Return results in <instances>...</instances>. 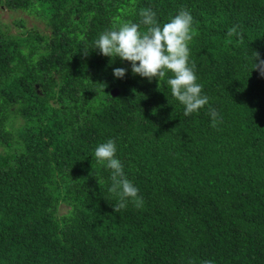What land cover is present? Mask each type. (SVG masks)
Wrapping results in <instances>:
<instances>
[{"label":"trees","instance_id":"obj_1","mask_svg":"<svg viewBox=\"0 0 264 264\" xmlns=\"http://www.w3.org/2000/svg\"><path fill=\"white\" fill-rule=\"evenodd\" d=\"M2 7L47 33L0 23V264H264V0ZM182 8L209 98L188 116L166 83L91 47L105 29L139 23L142 9L163 24ZM108 138L140 207L113 211L110 170L90 155Z\"/></svg>","mask_w":264,"mask_h":264},{"label":"clouds","instance_id":"obj_2","mask_svg":"<svg viewBox=\"0 0 264 264\" xmlns=\"http://www.w3.org/2000/svg\"><path fill=\"white\" fill-rule=\"evenodd\" d=\"M139 16V23L122 21L105 29L98 34L91 47L97 48L101 55L130 62L131 72L140 77H156L166 83L171 96L183 106L185 116L208 105L209 98L202 94V86L197 82L195 64L189 59L188 45L193 35L191 12L182 8L163 24L156 22L155 12L151 9H142ZM141 24L146 26L144 32L140 31ZM234 32L235 29L230 28L228 34ZM260 67L264 69V61L260 62ZM168 73L170 75L166 78ZM112 74L123 78L125 69L113 68ZM209 115L213 121L218 118L215 109L210 108ZM116 153L117 143L112 138L98 143L90 153L97 163L110 170V191L116 192L119 197V204L113 211L125 207L128 202L140 207L143 200L138 195V188L126 178Z\"/></svg>","mask_w":264,"mask_h":264},{"label":"rangeland","instance_id":"obj_3","mask_svg":"<svg viewBox=\"0 0 264 264\" xmlns=\"http://www.w3.org/2000/svg\"><path fill=\"white\" fill-rule=\"evenodd\" d=\"M0 23L3 29L10 34H18L31 29L47 33L46 27L40 19L21 10L0 8Z\"/></svg>","mask_w":264,"mask_h":264},{"label":"water","instance_id":"obj_4","mask_svg":"<svg viewBox=\"0 0 264 264\" xmlns=\"http://www.w3.org/2000/svg\"><path fill=\"white\" fill-rule=\"evenodd\" d=\"M110 93H111V94H115V89H111V90H110Z\"/></svg>","mask_w":264,"mask_h":264}]
</instances>
